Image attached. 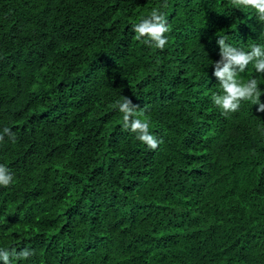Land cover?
Wrapping results in <instances>:
<instances>
[{
    "label": "trees",
    "instance_id": "1",
    "mask_svg": "<svg viewBox=\"0 0 264 264\" xmlns=\"http://www.w3.org/2000/svg\"><path fill=\"white\" fill-rule=\"evenodd\" d=\"M162 3L0 0V134H15L0 249L33 253L12 264H264V113L211 99L216 39L264 47V23L231 0H167L168 42L150 48L132 24ZM253 77L264 90L252 63L237 78ZM123 96L157 149L122 128Z\"/></svg>",
    "mask_w": 264,
    "mask_h": 264
},
{
    "label": "clouds",
    "instance_id": "2",
    "mask_svg": "<svg viewBox=\"0 0 264 264\" xmlns=\"http://www.w3.org/2000/svg\"><path fill=\"white\" fill-rule=\"evenodd\" d=\"M235 8H251L255 11L260 22L264 23V0H231ZM167 0L159 8H152L138 22L132 24L135 39L150 48L163 50L168 40L165 36L170 31L166 16L161 8H167ZM227 36L216 39L218 45L219 60L212 63V76L218 81L219 92L211 97L213 104L221 110V115L227 117L230 113L240 110L241 102H250L256 106L257 113H264V102L261 95L264 90L259 88V81L253 77L247 81L239 80L238 74L245 71L249 63L253 64L257 74L264 75V47L251 45L250 51H244L226 43ZM114 108L122 114V128L135 134L137 140L145 144L149 149L155 150L161 140L157 139L150 131V120L145 116L146 109L134 104L128 96H123L117 101ZM141 117H144L143 119ZM264 136V126L258 129ZM7 134L15 142V134L7 127L0 134V141ZM13 182V175L9 168L0 164V186L7 187ZM33 255L29 249L11 251L0 249V261L3 264H12V258L27 259Z\"/></svg>",
    "mask_w": 264,
    "mask_h": 264
}]
</instances>
